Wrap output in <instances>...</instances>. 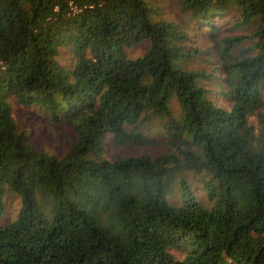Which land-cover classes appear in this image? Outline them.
Instances as JSON below:
<instances>
[{"label":"trees","instance_id":"16d2710c","mask_svg":"<svg viewBox=\"0 0 264 264\" xmlns=\"http://www.w3.org/2000/svg\"><path fill=\"white\" fill-rule=\"evenodd\" d=\"M178 5L190 26L147 0H0V218L9 194L21 204L0 226V264H264V0ZM11 101L71 126L68 152L28 143ZM154 119L172 150L102 157L108 135L147 145Z\"/></svg>","mask_w":264,"mask_h":264},{"label":"rangeland","instance_id":"374dc122","mask_svg":"<svg viewBox=\"0 0 264 264\" xmlns=\"http://www.w3.org/2000/svg\"><path fill=\"white\" fill-rule=\"evenodd\" d=\"M147 2L157 8L158 15L155 19L171 20L176 23H184V20L186 19L187 26H190L192 23L188 17L181 12L178 0H147ZM199 34L200 32H197L196 36H193L194 32H191L192 44H197L199 48H205L207 44L206 39L199 37ZM145 49L146 45L143 43L141 45L126 48L125 53L129 58L135 59L141 56ZM72 56V52L69 48H62L57 60L65 67H71L74 61ZM200 57L199 59H193V66L201 67V60L203 58L202 56ZM214 102L217 105L226 108L225 103L221 102L219 98L216 97ZM10 103L12 116L16 125L25 132L27 142L33 145L38 151H46L49 154L61 158L72 147V143L76 140V134L71 126L64 122L59 124L51 123L40 108H26L18 105L14 101H11ZM171 108L175 114H178L179 109L174 100L171 102ZM160 125V121L156 119H154L152 125L148 127L150 130H147L146 123L140 125L139 132L149 140V143L145 146L135 144L118 146L113 143V136L108 135L106 137L105 150L102 157L107 160H113L116 158L139 156L142 154H148L151 157L164 155L167 151L172 150V146L167 137L162 134V128H159ZM157 128H159V131ZM127 131L132 132L130 128H127ZM181 178L186 180L188 188L200 204L206 207V205H208V200L204 191L202 176L196 173L187 172L184 173ZM181 197V185L177 184L173 195L167 200L179 202ZM20 206L19 197L14 194H9L4 199V215L0 218V226L14 221L17 218ZM172 254L178 260L184 258L181 252L173 251Z\"/></svg>","mask_w":264,"mask_h":264}]
</instances>
